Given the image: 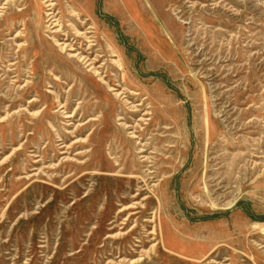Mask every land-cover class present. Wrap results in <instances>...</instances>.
<instances>
[{"label": "rangeland", "instance_id": "rangeland-1", "mask_svg": "<svg viewBox=\"0 0 264 264\" xmlns=\"http://www.w3.org/2000/svg\"><path fill=\"white\" fill-rule=\"evenodd\" d=\"M51 3L0 0V264H264V0Z\"/></svg>", "mask_w": 264, "mask_h": 264}, {"label": "bare ground", "instance_id": "bare-ground-1", "mask_svg": "<svg viewBox=\"0 0 264 264\" xmlns=\"http://www.w3.org/2000/svg\"><path fill=\"white\" fill-rule=\"evenodd\" d=\"M43 2L45 3V6L47 7V14L46 16L49 17L48 20L51 19L52 22H55L54 24H57V21L56 19L54 18L55 15H53V11H52V7L54 6L52 3H51V0H43ZM86 33H89V32H86ZM83 38H87L85 35L83 36ZM88 39V38H87ZM55 45L56 46H61V50L63 51L65 47L69 46L68 50L70 51L69 54H68V57L69 58H75L77 59V61L79 63H81V65L83 64L84 67L88 68L87 71L88 72H91L93 73V75H98V70L94 67V61L95 59H92L90 60L88 58V55H83L81 54V52L78 50V48H73L72 44H67L65 42H60L58 40H55ZM102 78H100L101 80ZM104 83V82H103ZM87 88V87H86ZM86 90V89H85ZM108 90H112L111 88L108 89ZM118 92V91H117ZM93 93V92H92ZM118 95V94H117ZM137 105H141L140 103L137 104ZM136 105V106H137ZM65 105L64 104H61L60 105V108H64ZM131 107V106H130ZM66 109V108H65ZM137 109L136 108H133L132 112H136ZM111 112V111H110ZM109 112V113H110ZM146 115L145 113H143L142 116ZM72 116V114H67L65 117H70ZM109 116V115H108ZM107 119V118H106ZM111 119V118H110ZM118 120H122V117L120 115H118ZM141 119H139V122L142 123V121H140ZM139 122H137L135 125H133L132 127H130L129 124L127 123H119L118 125H124L122 130H119V129H116V132L113 133L114 135L112 136V139H111V142H110V146L111 144L114 146L116 144V146H118V148L120 149L117 153H120V157L116 158V163L115 165L117 166H122L124 165V155L125 154H129V157L128 159V163L135 167L136 169H134L132 171V173H136L138 170H140V165L144 164V163H147V162H150L148 159H152L151 160V163L154 165L155 163V159L152 158V157H149V155H147L146 153V150L144 149V147H148L149 146V143H141L140 144V140L141 139H144L142 138V136L144 137L145 135V131L148 130L149 126H150V121H148L144 127H141L140 128V124H138ZM132 128V130H128ZM124 130H128L126 131L128 133V135H124ZM111 132V131H110ZM136 133H138V135H136ZM146 139V138H145ZM149 140L151 138H148ZM116 142V143H115ZM116 146L112 147L111 148H115L116 149ZM61 147H65V146H61ZM68 148V147H67ZM123 148H126L125 151H121ZM124 150V149H123ZM35 151V150H34ZM61 153H65L64 151H62ZM132 154L134 156H132ZM136 154H139L138 158H139V163H136ZM142 158V159H141ZM134 159V160H133ZM141 159V160H140ZM82 164V163H81ZM83 166V165H81ZM147 168H150V165L149 167ZM121 171L124 169V166H122L121 168ZM127 171V170H126ZM153 171L149 170L148 173H152ZM134 178V176H133Z\"/></svg>", "mask_w": 264, "mask_h": 264}]
</instances>
